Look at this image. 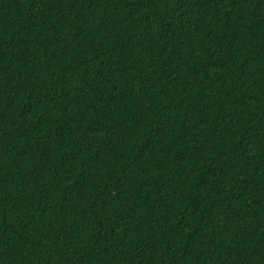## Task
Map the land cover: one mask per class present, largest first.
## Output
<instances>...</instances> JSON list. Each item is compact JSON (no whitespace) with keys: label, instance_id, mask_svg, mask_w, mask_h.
Segmentation results:
<instances>
[{"label":"trees","instance_id":"16d2710c","mask_svg":"<svg viewBox=\"0 0 264 264\" xmlns=\"http://www.w3.org/2000/svg\"><path fill=\"white\" fill-rule=\"evenodd\" d=\"M0 264H264V0H0Z\"/></svg>","mask_w":264,"mask_h":264}]
</instances>
